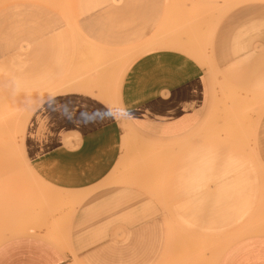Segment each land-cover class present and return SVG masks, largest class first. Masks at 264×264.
<instances>
[{
	"label": "rangeland",
	"instance_id": "obj_1",
	"mask_svg": "<svg viewBox=\"0 0 264 264\" xmlns=\"http://www.w3.org/2000/svg\"><path fill=\"white\" fill-rule=\"evenodd\" d=\"M156 53L203 79L181 132L119 106L130 66ZM50 102L84 115L79 130L85 106L117 122L97 184L35 169L29 126ZM0 115V264H221L264 231V0H0Z\"/></svg>",
	"mask_w": 264,
	"mask_h": 264
},
{
	"label": "crops",
	"instance_id": "obj_2",
	"mask_svg": "<svg viewBox=\"0 0 264 264\" xmlns=\"http://www.w3.org/2000/svg\"><path fill=\"white\" fill-rule=\"evenodd\" d=\"M185 65L178 55L156 53L130 66L119 94V106L130 121L135 120L140 129L162 134L181 132L192 123L201 111L203 79L201 73L186 75ZM89 113L85 106V128L80 130L84 115L63 110L54 102L40 106L32 117L27 139L29 157L36 170L55 176V183L61 187L82 190L97 184L116 158L117 122L91 121ZM77 131L78 137L69 139L73 148H67L65 139ZM221 264H264L262 228L228 248Z\"/></svg>",
	"mask_w": 264,
	"mask_h": 264
},
{
	"label": "bare ground",
	"instance_id": "obj_3",
	"mask_svg": "<svg viewBox=\"0 0 264 264\" xmlns=\"http://www.w3.org/2000/svg\"><path fill=\"white\" fill-rule=\"evenodd\" d=\"M83 41H84V40H83ZM80 45H81V44H80ZM7 109H8V108H7ZM3 110H6V109H2V113H4ZM13 111H14V110H11V109H10V111H8V112H9L8 114H11V113L13 114ZM8 114H7V112H6V115H7V116H8ZM4 115H5V114H4ZM4 115H3V117H1L0 119L3 118L2 120H4ZM0 116H1V115H0ZM5 117H6V116H5ZM5 119H7V117H6ZM2 120H1V123H2ZM4 122L6 123V121H3V123H4ZM1 123H0V124H1Z\"/></svg>",
	"mask_w": 264,
	"mask_h": 264
}]
</instances>
